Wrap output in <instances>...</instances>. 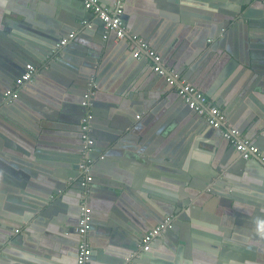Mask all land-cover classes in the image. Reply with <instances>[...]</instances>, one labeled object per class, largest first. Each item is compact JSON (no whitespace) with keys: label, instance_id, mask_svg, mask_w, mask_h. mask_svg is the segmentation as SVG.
<instances>
[{"label":"crops","instance_id":"obj_1","mask_svg":"<svg viewBox=\"0 0 264 264\" xmlns=\"http://www.w3.org/2000/svg\"><path fill=\"white\" fill-rule=\"evenodd\" d=\"M116 1L98 3L107 7ZM250 1L255 5L246 0H123V19L131 33L164 53V65L219 106L264 157V0L261 5ZM221 25L225 34L218 38ZM71 31L74 37L51 58L52 44ZM103 32L100 19L81 0H0V86H10L25 64L35 66L34 85L21 93L19 108L37 114L39 133L36 138L27 131L25 143L18 142L23 151L3 145L0 137V264H75L81 199L73 178L79 175L73 143L83 110L81 94L67 92L80 73L94 76L101 95L118 98L114 102L122 107L107 110L115 106L102 107L103 99L92 107L94 182L86 199L93 215L87 233L91 264H127L126 255L138 250L139 235L154 221L141 210L155 205L164 213L160 204L176 199L185 216L174 213L179 223L150 245L144 264H264L262 174L244 168L251 161L240 163L234 146L185 108L149 60L131 57L127 40H111L112 33L104 39ZM182 51L188 61L176 69L169 62ZM227 52L241 60L242 68L248 66L244 90L230 100L212 98L206 92L209 79L219 70L216 59ZM50 58L53 67L42 60ZM118 90L135 92L137 99L148 91L155 101L142 108L148 106L151 117L145 118L136 98L130 104ZM157 117L162 123L156 128L150 120ZM5 122L0 120V131L21 138ZM215 173L221 186L209 178ZM197 175L206 177L201 182L205 192H215L189 207L186 186L195 184ZM222 193L231 194L230 200ZM256 237L257 244L251 242Z\"/></svg>","mask_w":264,"mask_h":264},{"label":"built area","instance_id":"obj_2","mask_svg":"<svg viewBox=\"0 0 264 264\" xmlns=\"http://www.w3.org/2000/svg\"><path fill=\"white\" fill-rule=\"evenodd\" d=\"M83 6L88 11L96 15L102 22L104 32L103 38L107 39L110 33L114 32L116 40H127L129 49L137 59L146 58L150 61L155 72L164 76L170 88L177 93L184 104L197 113L211 127L218 129L221 135L234 146L236 151L243 159H252L258 157L264 160L260 155L259 148L249 139L243 137L238 128L229 123L223 110L217 106L203 91L194 84L186 81L173 68L164 65L162 57L152 48L144 38L131 33L125 25L123 19V0H117L111 6L102 7L98 0H82ZM85 26L91 27L90 23L85 22ZM75 31H71L56 43V49L63 47L73 38ZM35 66L31 63L25 65V69L15 78L12 85L6 88L2 94V102L9 104L15 100L20 92L21 87L30 82L35 74ZM96 90L94 76H90L87 82L86 90L83 93L81 105L84 112L80 118V157L78 161L80 191V206L78 217V234L75 264H89L91 248L87 241V233L91 226V209L86 201L90 193V183L93 179L91 168L93 166V143L92 136V102L91 98ZM176 216L166 215L161 221L149 228L141 237L138 250L132 255L138 256L150 248L153 239L161 237L170 229L176 221ZM15 231H18L17 229Z\"/></svg>","mask_w":264,"mask_h":264},{"label":"water","instance_id":"obj_3","mask_svg":"<svg viewBox=\"0 0 264 264\" xmlns=\"http://www.w3.org/2000/svg\"><path fill=\"white\" fill-rule=\"evenodd\" d=\"M246 2L251 3L250 0H246ZM256 2L259 5L263 4V0H261V1L260 0H256ZM254 3H255V1H253L251 3V6L252 5H255ZM79 26H82V25L80 24ZM85 27H87V26H85ZM223 27H224V25H221L219 27V29H217L218 32L216 33V35H218V38L222 34H225V31H224L225 28H223ZM88 29H91V27H88ZM68 33H66V35H61L52 44L53 46H52V48L50 50V53H49L51 58H53L54 56H56V53H58V52H60L62 50V48L64 46L61 47V48L56 49V43L59 42L60 39L63 38L64 36H67ZM220 38H222V37H220ZM109 39H111V40L112 39L113 40L115 39L114 32H112V34L109 37ZM119 42L121 43L123 41L120 40ZM53 49H55V51H53ZM181 50H183V49H181ZM178 51H179V49L174 50L173 54H171V55L174 56ZM182 53H183V51L181 52L180 56H175L174 61H170L169 62V64L173 65L174 68H176V69H181L182 68L181 67V64L182 63H186L188 61V59H184V60L182 59V57H181ZM128 54L131 57L133 56V52L131 50H128ZM163 54L164 53H162V55ZM231 54L232 53L227 52L223 56L222 59H216L217 64H218L217 65V68L219 70L216 73H214V74L211 75L212 78L210 77V79H209V85H208L207 90H206L207 94L210 95L212 98H215V97H213V94H217V96L220 99H222V100H230L231 98H233L237 94H240V92L242 94V92L244 90V85H245L246 82H245V74H244L243 69H246L248 66L242 68L241 67L242 66L241 65V63H242L241 60H239V59H232V55ZM165 56L167 58V55H165ZM51 58L50 59H42V60H47L45 64L50 65V67H53V63H51L53 61H51L52 60ZM133 58L134 59H137L134 56H133ZM168 59L169 60H173V59H170V57H168ZM25 61H27V60H25ZM199 61L201 62V60H199ZM39 64H41V63H39ZM151 67H152L151 69L155 72L153 66H151ZM36 73L37 72H35V74ZM35 74H34V77H35ZM157 76L161 79V81H163L165 87L167 89H170V86L167 83L165 77L164 76H161V75H158V74H157ZM34 77H33V79L30 82L26 83L23 87H21V89H20L21 92H19V95H18V97L15 100H13L9 104H1L0 103V116H2L0 118V120L1 119L5 120L6 121L5 123H8L11 126V128H12L13 131L18 132L21 135V138H19V139L16 138V137L15 138H12V137H10L8 135H5L1 131H0V137H1L2 141H3V145H5V146H7V147H9L11 149H15L17 151L18 150L19 151H23V149L20 147V145L18 144V142L25 143L24 140H25L26 137H28L27 136V133H28L27 131L28 130H33L31 132L32 136H36V138H38V136H39V133L36 130V124L34 123V121H36V119L38 118L37 114H33V116H32L30 113L27 114L26 111L24 112V110H23L24 108H22V109L19 108L20 107V104H19L20 103L19 102L20 95H21V93L26 88H30V87H32L34 85V81H35V78ZM83 77H84V74L83 73H80V74H77V76L75 78L71 79V83H70L71 89L68 90V92H67V93H70L71 91L72 92H79L81 94V99H80L81 101H82L83 93H84V91L86 90V87H87V82L89 80V76L88 75L86 77H84V78ZM95 82L97 84V79H95ZM8 87H9L8 85H2V86H0V99L2 97L3 91L6 88H8ZM118 91L122 93L121 94V97H125L126 100L129 99V103L130 104H131L132 101L134 102V98L137 99V97H135V92H131L130 94L126 95L125 92H122L120 90H118ZM155 95H157V92L156 93H153V96H155ZM149 96H150V93L148 91L147 92L144 91L142 95H139L138 99L136 100L137 104L139 105V110H141V108L146 103L147 104H151V102L155 101V97H153V99H152V98H149ZM74 99H72V101ZM99 99H103L102 100V103H101V106L102 107H106L109 104H112L113 106H115V108L111 107V108H109L107 110H111V109H118L120 111L122 110V107L120 106L121 103L118 104L117 102H114L115 100H118V98H114V97H111L109 95H101V91L99 90L98 84H97L96 85L95 93H94V95L91 98L92 107L94 106L95 102L97 100H99ZM81 101H80V106H81V108H82V110L84 112L83 106L81 105ZM147 108H148V106H145V108H142V110L145 112V118L147 116H150V113L147 111ZM185 108L187 110H189V111H192L186 105H185ZM192 112L194 113V115L196 116V118L198 117L199 121L200 120L203 121L202 117H200L194 111H192ZM92 113H93V117H94L95 111L93 110ZM93 117H92V119H93ZM136 117H137V115H136ZM150 117H149V119H150ZM150 121H152V123H154V125H155L156 128L157 127H160V125L162 123V122H159V118L158 117L156 119H153V120H150ZM207 125L210 126L209 124H207ZM93 130L94 129H93V126H92V133H93ZM215 130H217L218 133L221 135V133L219 132L218 129H215ZM76 133H77V140H76L75 143H73V145H76L77 144V154L75 153L77 155V160H76L77 164H74V168H76V170H77L78 169V161H79V157H80V144H81V136H80L79 123H78V126H77ZM10 135H12V134H10ZM222 138L225 139L223 136H222ZM44 140L47 141L46 139H44ZM93 146H94V143H93ZM74 148H75V146H73V149ZM63 151H65V149H63ZM62 153H66V152H62ZM92 154H93V152H92ZM92 157H93V155H92ZM254 158L256 160L255 159L254 160H249V159H243L242 158L243 160H240L241 161L240 163H243L245 165V163H248V161H251V163H252L251 165L252 166H245L244 168L245 169H249L251 172L253 171L254 174H256V171H257L258 172L257 174L258 175H261L262 174V176L264 178V162L259 161L258 157H254ZM253 172H252V174H253ZM77 176L78 177H75V175H74L73 178H75L74 182H75V184H77L76 185V188L79 189L78 190V198H79L80 197V191H81L82 188H81V185L79 183V175L77 174ZM194 176L195 175L193 174L192 175V178ZM197 176L198 177H195L193 179V181L195 182V184H193L192 182L191 183L188 182L187 185H189V186H186V187H189L190 188V192H191L189 195H187L185 197V199H188V205H189V207H191V206H194V207L195 206H199L200 203H202L205 200V196H207L208 192H212V193L215 192L212 188H209L208 191L205 192L204 189H203V185H202L201 182H203V181L205 182L206 181V177L200 176V175H197ZM209 178H211V179L212 178L217 179L215 181V186H221L220 185L221 184V181H219L217 173H215L213 176H211ZM93 182H91V185L93 184ZM75 184H73V185H75ZM91 189H92V187H91ZM222 195L227 198V201L230 200L231 194L222 193ZM160 198H161L160 195H159V197H156V199H160ZM173 203L174 204H168V205L160 204V207L164 211V213L159 212L157 210V208H155V205L152 206V207H150V206H147L146 207L145 206L144 209L141 210V212L143 211L142 215L144 216V218L150 217V218H153L154 219L151 227L154 226L159 221H161V219H163L166 215H169V214L179 213V216L180 217H182L183 215L185 216V212L182 210V201H181V199H179V200L176 199V201L174 200ZM2 212L3 211L0 210V214ZM91 216H92V219H93L92 211H91ZM92 219H91V225H92ZM177 223H179V222L178 221H175L174 225L170 229H168L161 237H157V238L153 239V241L151 242L150 245H152L154 243V241H156L157 239H162L168 232L173 231L175 229ZM12 228L13 227H10V229H12ZM77 228H78V223H77ZM89 230H91V226H90V229ZM142 236H143V234H140L139 235V238L141 239ZM78 239H79V234H78ZM140 239H139V242H140ZM251 242L257 244L259 242V240L256 237V239L251 240ZM136 248H137V246H136ZM145 253L146 252H142L138 256H134V255L128 254V255H126L125 261H126L127 264H136V263L137 264H144V262L147 261V259H148L144 255ZM258 259H260V258H258ZM89 264H91V257H90V263Z\"/></svg>","mask_w":264,"mask_h":264},{"label":"clouds","instance_id":"obj_4","mask_svg":"<svg viewBox=\"0 0 264 264\" xmlns=\"http://www.w3.org/2000/svg\"><path fill=\"white\" fill-rule=\"evenodd\" d=\"M94 178V177H93ZM93 180V179H92ZM92 182V181H91ZM90 190H91V183H90ZM89 205V204H88ZM90 206V205H89Z\"/></svg>","mask_w":264,"mask_h":264},{"label":"bare ground","instance_id":"obj_5","mask_svg":"<svg viewBox=\"0 0 264 264\" xmlns=\"http://www.w3.org/2000/svg\"><path fill=\"white\" fill-rule=\"evenodd\" d=\"M170 215H173V214H170ZM174 225V224H173Z\"/></svg>","mask_w":264,"mask_h":264}]
</instances>
